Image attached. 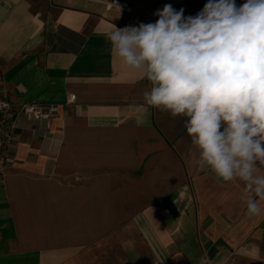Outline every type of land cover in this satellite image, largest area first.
<instances>
[{
  "label": "crops",
  "instance_id": "0c3cea01",
  "mask_svg": "<svg viewBox=\"0 0 264 264\" xmlns=\"http://www.w3.org/2000/svg\"><path fill=\"white\" fill-rule=\"evenodd\" d=\"M107 1L0 0V86L58 105L49 129L20 118L8 144L0 264H264V212L199 167L185 118L144 103L149 81L105 35L207 0Z\"/></svg>",
  "mask_w": 264,
  "mask_h": 264
},
{
  "label": "clouds",
  "instance_id": "9594fccd",
  "mask_svg": "<svg viewBox=\"0 0 264 264\" xmlns=\"http://www.w3.org/2000/svg\"><path fill=\"white\" fill-rule=\"evenodd\" d=\"M154 23L108 31L112 50L150 83L146 105L183 117L198 165L242 184L264 212V0H207L195 16L165 4Z\"/></svg>",
  "mask_w": 264,
  "mask_h": 264
},
{
  "label": "built area",
  "instance_id": "2783aa9c",
  "mask_svg": "<svg viewBox=\"0 0 264 264\" xmlns=\"http://www.w3.org/2000/svg\"><path fill=\"white\" fill-rule=\"evenodd\" d=\"M127 7L120 0L106 2V8ZM79 101L73 93L64 96L63 104L68 106ZM58 116V105L56 103L21 101L13 102L10 99L9 91L0 86V176L6 166V150L12 141L18 121L23 118L29 122L39 123L42 127L49 129L54 119Z\"/></svg>",
  "mask_w": 264,
  "mask_h": 264
},
{
  "label": "trees",
  "instance_id": "16d2710c",
  "mask_svg": "<svg viewBox=\"0 0 264 264\" xmlns=\"http://www.w3.org/2000/svg\"><path fill=\"white\" fill-rule=\"evenodd\" d=\"M164 200L166 201V203L168 202L167 198H164ZM250 264H261V263L260 262H251Z\"/></svg>",
  "mask_w": 264,
  "mask_h": 264
}]
</instances>
